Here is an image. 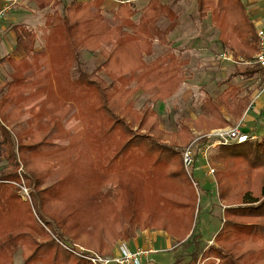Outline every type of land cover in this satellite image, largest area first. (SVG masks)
<instances>
[{
  "label": "trees",
  "instance_id": "trees-1",
  "mask_svg": "<svg viewBox=\"0 0 264 264\" xmlns=\"http://www.w3.org/2000/svg\"><path fill=\"white\" fill-rule=\"evenodd\" d=\"M119 1L108 14L105 0H71L65 13L58 8L62 0H35L40 9L52 7L42 50L35 29L14 26L25 56L2 59L13 70L0 84V264H15L18 254L21 264H91L59 241L109 255L115 241L148 228L176 239L171 264H264V134L210 150L217 198L226 207L215 244L206 246L197 231L194 171L211 139L198 144L189 174L182 142H164L156 110L183 81V63L171 51L179 0H148L141 7ZM197 8L201 19L211 15L225 50L253 59L257 30L242 0H197ZM156 40L168 50L147 60ZM82 51L103 60L88 71ZM260 73L255 63L242 71ZM241 91L230 86L216 99L207 97L210 118L182 122L177 135H191L190 124L207 129L205 135L232 125L222 106L234 100V116H241L250 103ZM139 92L146 95L142 107L134 100ZM70 107L77 109V123L66 129L62 120ZM27 115V126L14 131ZM21 185L31 200L21 195Z\"/></svg>",
  "mask_w": 264,
  "mask_h": 264
},
{
  "label": "crops",
  "instance_id": "crops-1",
  "mask_svg": "<svg viewBox=\"0 0 264 264\" xmlns=\"http://www.w3.org/2000/svg\"><path fill=\"white\" fill-rule=\"evenodd\" d=\"M18 1V0H17ZM22 0H20L21 2ZM86 1V0H83ZM117 4H113L108 0H105L103 4L104 9L116 10L118 8V2L113 0ZM6 0H0V9L5 5ZM35 2V0H34ZM248 16L253 21L256 30L264 29V0H242ZM185 0H180L177 10L174 9L178 15L177 26L171 33L172 37V49L174 53H184L185 61L182 64V69L187 70L195 69L193 66V56H200L199 71H201V77L199 78V90L203 91V97H201L200 103L195 110L189 111L190 119L197 121L200 116L209 119L210 115L205 114L204 103L207 97L216 99L222 92L230 87L235 86L242 89L240 96L249 95L250 101L255 100V106L253 109H249V105L243 111L241 116H234V105L236 102L232 99H226L223 103L222 109L225 119L231 120L234 123H239L242 129L246 132L252 131L253 134L259 136L264 134V74H256L250 76L249 74L243 75L240 66L242 65L236 61L229 60L227 55H234V53L225 50L221 42L220 30L216 29L212 24L211 15H208L204 19H200L199 15L194 12L188 13L187 10L182 8V4H185ZM197 5V4H196ZM35 7L38 11H44L47 8L40 9L36 2ZM182 8V9H181ZM21 7L19 9L11 10L0 22V57L12 56L16 59H20L25 56L23 48L18 44L16 38L15 25L23 24L26 18H31L27 12H24ZM197 10V7H196ZM36 11V10H35ZM189 14V15H188ZM194 15L197 16L194 17ZM187 18V19H186ZM189 19V20H188ZM22 21V22H21ZM200 26V31L196 32L195 29ZM193 27V31H189V28ZM197 30V29H196ZM198 31V30H197ZM200 47V48H198ZM201 49V52L199 50ZM176 54V53H175ZM221 54H225V57H221ZM177 56H180L176 54ZM244 65H251V63H245ZM239 69V70H238ZM1 81V80H0ZM193 87H196L194 85ZM178 92V91H177ZM171 99V98H170ZM163 113L168 111L167 102H161ZM232 127L227 126L226 128ZM16 129V127L14 128ZM215 130V129H214ZM198 137L205 135L207 129L202 128L200 130L195 129ZM212 131V130H211ZM211 139V138H209ZM213 138L211 142H213ZM3 159L0 155V160ZM1 161H4L1 160ZM1 167V163H0ZM152 230L139 231L137 236L128 243L132 249L137 247L154 249L158 248L172 250L176 242V239L163 231L151 232ZM173 238V239H172ZM118 249L117 252L118 253ZM22 255L18 254L15 257V264L22 263ZM151 259L152 264L160 263L158 259Z\"/></svg>",
  "mask_w": 264,
  "mask_h": 264
},
{
  "label": "rangeland",
  "instance_id": "rangeland-1",
  "mask_svg": "<svg viewBox=\"0 0 264 264\" xmlns=\"http://www.w3.org/2000/svg\"><path fill=\"white\" fill-rule=\"evenodd\" d=\"M109 2L113 4H117L113 0H108ZM118 3L120 2L119 0H116ZM186 3L182 4V8L187 10L188 13L190 14L191 12H194L196 15H199L198 8L197 7V0H185ZM71 2V0H62V4L58 7L61 13H65L66 7L68 4ZM172 2V0H169V3ZM180 0L176 3L174 6V9L177 10V6H179ZM147 1L144 2H139V7L145 5ZM23 10L24 12H27L28 15H30L31 18H26L23 22V25H26L32 29H35L38 33V39H37V49L42 50L45 48V38L47 34V28L45 26V20H46V15L49 11H52V7H47L44 11H38V9L35 7V2L34 0H18L16 4H14L13 9H19ZM181 8V9H182ZM104 9V8H103ZM36 10V11H35ZM106 11L105 13L111 14L115 10H110V9H104ZM107 14V15H108ZM188 14V15H189ZM194 15V17L197 18V16ZM110 17V15H109ZM187 19V18H186ZM201 19V18H200ZM204 19V18H203ZM189 20V19H188ZM22 22V21H21ZM168 23L167 19H164L161 21L160 25L161 27H165V25ZM189 28V27H188ZM198 31H197V30ZM195 29L196 32L200 31V26ZM194 28L190 27L189 31H193ZM194 32V31H193ZM173 34V33H172ZM154 53L147 58L149 59H154L159 55H162L166 53L168 50L167 46H164L160 44L157 40L154 43ZM200 48V47H198ZM173 49V48H172ZM174 50V49H173ZM201 52V49L199 50ZM176 54L180 55L178 56V59L180 62L184 63L185 58H184V53H177ZM51 55L54 57L55 54L51 51ZM238 59V62L242 65H236L240 66L239 69L241 71L245 70L248 65H244L246 63V59H243L242 57H235ZM2 59L0 57V84H2L6 78H8L9 74L12 72V66L8 62H2ZM193 66L196 67L195 69H190L187 70L185 68H181V76L183 78L182 84L179 87V89L173 94L172 97L168 98L165 100L167 102V109L168 111L163 113V107L161 102L165 101H160L156 104V110L159 112V119H160V127L164 134L161 136V138L164 139V142L167 144H170L172 141H177V142H182L180 143V148L183 150L185 146L189 143L191 137L195 136L194 140L198 137L195 128H193V124H190L191 126V135L189 134H183V136L177 135L181 128L182 122L187 123L188 120H191L190 113L189 111L195 110L196 107H198V103L201 101V97H203V91L199 90V78L201 77V71H199V66L200 65V56H193ZM80 60L82 62L83 68L90 71L94 69L97 65H99L103 57L99 54L97 56L89 54L87 51H82L80 54ZM252 65V64H251ZM76 68V67H75ZM75 68L73 69V72L75 73ZM238 69V70H239ZM54 79V78H53ZM196 85V87H193ZM146 99V95H144L142 92L137 93L135 96L134 100L136 102L137 107H142L144 106V102ZM251 102V101H250ZM250 104V103H249ZM72 104H69L71 106ZM71 113L66 116L62 121L64 124V127L66 129H70L77 123V117H74L73 112H76L77 109L71 108ZM29 118V115L23 117L17 124H16V129L14 131H20L22 128L27 126L26 120ZM231 126H236L239 123H231ZM221 127H217L215 129H218ZM214 130V129H213ZM212 130V131H213ZM145 131V130H144ZM142 131V132H144ZM211 131V132H212ZM157 135V133H154ZM208 138V137H206ZM205 138V139H206ZM204 138H201L197 141L196 146L202 141ZM194 140L192 142H194ZM191 142V143H192ZM66 143V142H65ZM197 149V148H196ZM93 154V153H92ZM3 160V159H1ZM1 166L3 165L4 161H1ZM207 164V161L200 157V161L197 162V169L194 171L195 172V179L199 183L198 189H199V209L200 213L199 216L197 217V231L200 233L199 238L203 240L204 244L207 245H212L215 244L214 236L218 232V230L222 227V218H223V213L224 209L226 207V204L223 202V204L220 203V201L217 198V191H216V182L214 179V175L207 173L205 167ZM210 164L212 167H217L216 163L210 160ZM20 173H23L22 166L19 169ZM55 181V179L50 180L47 185L52 184ZM25 185H22V187ZM21 189V186L19 187ZM202 188L204 190H202ZM27 190L30 193V189L27 188ZM25 193L24 188L20 191L21 195ZM77 198V196H76ZM27 200H31V197ZM146 230H152L151 232H156L159 231L156 228H148ZM141 231V230H139ZM138 231V232H139ZM144 231V230H143ZM173 239V238H172ZM132 240V239H131ZM127 239H119L113 243V247L111 250V253L109 255H114L117 252V249L119 248V245L123 241H131ZM176 244V242H173ZM130 245V244H129ZM131 247V246H130ZM132 248V247H131ZM150 257L153 259H158L160 263L158 264H171L174 260V252L173 250H168V249H158L156 248L155 252L150 255ZM218 261V259H216Z\"/></svg>",
  "mask_w": 264,
  "mask_h": 264
},
{
  "label": "built area",
  "instance_id": "built-area-1",
  "mask_svg": "<svg viewBox=\"0 0 264 264\" xmlns=\"http://www.w3.org/2000/svg\"><path fill=\"white\" fill-rule=\"evenodd\" d=\"M123 2L134 1V2H144L148 0H122ZM17 0H6L5 5L0 9V22L3 18L12 10L14 4ZM258 36V51L254 55L252 60H247L246 63L258 64L262 68L264 74V29H259L257 31ZM225 54H221V57H225ZM229 60L236 61L235 56L227 55ZM255 106V100H252L249 104V109H253ZM213 138V142L208 143L201 153V157L207 161L205 167H207V173H215V167H212L209 160V152L212 148L218 145H227L230 143H245L248 140H254L257 138L255 134H249L242 129L241 124L232 126L229 128H218L209 132L206 135L197 137L194 142L187 145L183 150V162L186 171L191 174L193 166L195 164L196 156V144L201 138ZM195 185L198 187L199 183L196 181ZM24 188L22 196L25 199L30 198V193L26 186L21 185V190ZM61 245L69 252L73 253L75 256L82 258L91 264H152L150 255L155 252L156 249L153 247L143 248L137 247L132 249L127 241L121 242L118 248V253L114 255H104L90 248H87L81 244L74 242L59 241Z\"/></svg>",
  "mask_w": 264,
  "mask_h": 264
}]
</instances>
